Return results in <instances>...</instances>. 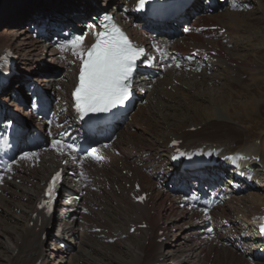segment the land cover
Masks as SVG:
<instances>
[{
	"label": "bare ground",
	"instance_id": "obj_1",
	"mask_svg": "<svg viewBox=\"0 0 264 264\" xmlns=\"http://www.w3.org/2000/svg\"><path fill=\"white\" fill-rule=\"evenodd\" d=\"M21 1L25 3L27 0ZM31 1L32 0H30V2ZM35 1L38 2L36 3L38 5L37 9L40 8L32 17L31 15L27 17L31 18L35 23L49 15L52 16L50 18L57 19L58 14L55 10L48 13H46L45 10L54 9L57 6L55 4L56 2L60 5H66L65 0ZM73 1L76 0H71V2ZM87 1L88 2L79 1L81 2V4H79L77 0L74 12L76 15L80 16H82L80 11H85L84 14L90 12V14L96 17L100 9L99 2H97V0ZM114 1L115 0L111 2L107 0L105 2L107 4L106 7H111L108 12L114 14L120 26L133 32V27L128 26V21L136 19V16L132 15V12H130L129 16H124L123 13H120V10L122 11L124 9L121 8L122 1ZM30 2L28 1L27 3ZM33 3L34 2L31 4ZM46 3H48L50 7H47L45 5ZM4 4L5 6L9 5L8 2ZM44 6L46 7L44 8ZM24 16L25 14L23 13H15L11 14L9 17L6 16L0 19V22L4 23V25L6 23L9 24V22L17 23L22 21ZM216 17L217 15L202 17L199 21L203 25L211 26L215 25L217 23L216 20L221 16ZM137 20L138 24L143 23L142 20ZM182 20L187 21L188 19L183 17ZM58 21L61 22V20ZM41 27H43V24ZM40 29L41 28L37 29V27H35V32H39ZM26 32L27 30L24 28L18 32L14 29H0V41L7 39L8 36L12 37L8 43L1 42L0 49L3 47L11 48L16 41H19L21 43L20 45L26 46V48H33L35 43H41L38 40H34L31 35H26ZM139 33L141 35L142 32L138 31V34ZM213 33L214 32H211V34ZM207 34V29H201L196 33L188 34L186 37H183V35L180 36L176 42L177 48L181 50L188 49L193 42L195 43L193 48L201 52L210 51L215 53V57L210 55L204 57L205 60L203 61L206 68L201 75H196L193 71L189 70L187 72L186 69L183 68L177 69V66L174 68L171 67L172 70L168 67L166 69L168 70L167 79L169 82L167 81L166 87L162 85L159 90L156 87L153 89H150V87L146 88L145 85L148 84V82L144 81L138 87V91L141 92L138 101L141 102V98L148 92V94H151L150 96L152 98L164 102V106L161 104V108H164H160V112L162 113V115H160L161 118L153 117V119H151V125L159 127L163 133L159 136H155V134L151 136L153 144L150 148L152 149L151 152L154 151L155 153L153 154L154 158L152 157L150 161L157 159L164 165L168 160L170 152L167 147L169 143L182 140V147L188 150L206 149L205 154H211L218 159L223 155L235 153L234 158L238 159L239 165H247L255 170L257 175H251L247 185H245V182L239 183V186H241L239 196H232L227 204H224L215 214L211 213L209 216H203L198 211L182 209L179 203L181 199L179 197L173 198L169 195V186L176 187L175 184L177 182L175 177L176 174L173 169L163 167L160 170L153 171V165H145L147 168H140L141 172L137 173V178L141 182V185H135L134 188L138 187V189L134 190L133 188L132 190H128L127 193L133 195L134 198L145 193L147 194V201L143 206L130 203L132 206H129V208H135L137 212L135 215L132 214L131 217L133 219L128 224V230L131 226H138L143 222L147 225V229L137 230L135 234L131 236L132 241L136 244L134 248H128L126 253H123V258H120V260L116 256L112 263L232 264L238 261L242 264L244 262L245 264H264V262L260 263L261 260L258 259L259 256H256V249L261 247L262 244L256 240L257 238H255L252 229L249 227V221L254 216L264 211V178L260 175L264 170V124L262 125V123L258 122L259 120L261 121L262 112L256 107L258 103H264V98L254 97V101L256 102V105L253 104L254 112L250 114V116L248 113L247 118L243 119L235 114L240 111L232 109L231 105L223 101L220 95V92H223L224 89H228L230 84H240V79H234L233 74H236L238 78L244 76L246 79L247 77L248 81L264 82V74L261 75L262 72H260V70H262L264 73V42H262L258 48L247 43L246 46L237 51L236 47L231 50L227 46L224 47L219 39L214 41L213 45H210L207 41L205 42L203 38L204 36L206 37ZM246 37L247 40H252L250 36ZM138 38L140 39V36ZM31 40H34L35 43ZM59 49L60 50L54 49L51 54H48L49 60L43 58L40 62L46 63V61H49L52 63L63 57L71 61L73 60L67 51H62V47ZM21 50H23V48H21ZM38 55H40V53H37V56ZM211 57L212 60L210 59ZM23 60L25 61V58ZM21 62L20 60L17 61L18 66L26 70L23 68ZM73 64L74 62L72 65ZM214 66L215 68L219 67L220 69L223 68L229 71L226 82L222 84L221 88L213 93L214 96L209 92V96L207 97V103H209L210 106L217 105L218 109L215 111L209 106L200 107L191 105L189 109L191 113V116L188 117L189 120H184V117L179 115L173 117L171 112V115L167 116L166 113L171 109H174L175 112L178 110L179 106L174 107L170 105L171 103H178L175 98V96H178L176 90H182L190 95H194V92L189 86L186 85L181 87L179 82H176V79L187 78L188 80L186 81H189L191 86H200L204 84L203 82L206 83L211 80H213V82L216 80L220 81L221 78L219 76H217V78L206 76L207 71L213 69L212 67ZM30 68L33 69V66H30ZM35 71L36 72H32L35 74L34 80H37L45 89L42 97L53 96L60 101L61 93L69 84H64V88L57 91V85H54L55 83L51 76L44 72L47 70ZM65 76L69 78L67 69ZM24 79L25 78L22 77L20 81L25 82L26 80ZM47 82H49V86ZM15 90L20 92L23 91V88L18 84L15 86ZM4 100H7V98ZM130 117L132 118V116ZM253 118L258 119L255 120ZM157 119H161L162 121H158ZM29 120H31V118ZM166 121L171 122V124L165 123ZM251 123L256 125L255 129L252 128ZM42 126L41 124L39 127ZM198 126L200 127L199 132H188V130ZM236 126L242 129L236 130ZM180 130L185 131L182 134L179 133L174 137H170ZM199 135L211 137H202ZM250 135L252 136L250 137ZM256 142H260L259 145H256ZM213 145L214 148L212 147ZM60 156L61 154L48 152L39 154L37 157H28L27 159L21 160V162H19L21 164H19L18 167L12 169V172L8 174V178H2L0 180V264H77V262L78 264L80 262H85L87 264H105L98 263L97 259L93 257L90 252H87V249L84 250L81 246L83 236L76 216L77 202L79 197H83V188L77 184V177L75 175L72 177L67 175L61 178L63 183L62 192L56 196L53 203V209L55 211L53 220L57 225V232L53 233L51 237V242H53L51 243L52 251H49L47 245H45L49 226L43 225L45 215L38 213L37 209V205L43 199L44 192L46 191L44 188L45 183L49 181V175L52 171L53 174L56 173L55 169L59 172H62L66 167L73 170L71 163L63 160ZM85 164L89 165L90 162H86ZM31 168L34 169L32 172H30ZM166 174H169V176ZM178 178L183 177L179 176ZM27 184L29 185L28 187L26 186ZM209 217H211V219ZM84 220H86V218ZM210 231H213L214 234L210 235ZM140 235L144 236L142 241H140ZM68 240L73 244V247L67 245L66 241ZM72 240L73 242L79 240V242L72 243ZM159 240L162 242L158 243ZM239 244L241 245L238 247ZM86 245H88V243H86ZM74 249L77 251H74ZM149 250H151V254L148 257ZM68 255L70 256L69 261ZM107 264H109V262H107Z\"/></svg>",
	"mask_w": 264,
	"mask_h": 264
},
{
	"label": "rangeland",
	"instance_id": "obj_2",
	"mask_svg": "<svg viewBox=\"0 0 264 264\" xmlns=\"http://www.w3.org/2000/svg\"><path fill=\"white\" fill-rule=\"evenodd\" d=\"M28 1L30 2V0H27L25 3H23L21 0H2V1H0V19L5 18L6 16L9 17L11 14H15V13L25 14L24 18L27 16L30 17V15L32 17L40 7L37 9V7H38V5L36 4V3H38L37 1L32 0L30 3H27ZM106 1L107 0H97V2H99L98 4L102 6V10L107 9L109 11L111 9V7L110 8L106 7V5H107L105 3ZM108 1L112 2L113 0H108ZM117 1L118 0H115L114 2H117ZM121 1H122V3H121L122 7L121 8H124V9L122 11L120 10V13H123L124 16H127V12H129L128 7L125 6V4H124L125 0H121ZM5 2H8L9 5L5 6V4H4ZM32 2H34V3L31 4ZM223 2L229 3L230 0H226V1L224 0ZM239 2L245 3L247 6V9H242L241 11L237 12V11H230L228 9L226 10L225 7H222L221 11L209 15L210 17H212L213 15H215V16L217 15V17L221 16L219 19L216 20L217 23L215 25H211L209 27L219 26L221 29H226V30L231 31V33H229V35L228 34H226V35L222 34L221 35L219 33L217 34L216 31H212L214 33L211 34V32L207 30L208 34H207L206 38H204L205 42L207 41V43H209L210 45H213V42L216 41L217 39H219L220 43L223 45L222 40H224L225 36H226L227 42H226V45H223V46L229 47L230 50L232 48L236 47L237 51L240 50V48L246 46L247 43H249L250 45H254L256 48H258V46L260 44H262V42H264V0H239ZM73 3H74L73 6H75L76 2L73 1ZM55 4L57 6L54 9H48V10L45 9L46 13L47 12H53L55 10V12L58 14V17L61 19L63 17H64V19L66 18L65 20L68 23H74V22L76 23V20L80 21L83 19H88L89 16L93 15V14H90V12H87L84 14L85 11H82V12L80 11V13H82V16L74 14L71 17L70 15L74 13V8L72 9V7L71 8L68 7L67 4L66 5L65 4L60 5V4H58V2H56ZM258 4H259V6H258ZM45 5L47 7H50V5L48 3H46ZM46 6H44V8ZM42 7H43V5H42ZM78 11H79V9H78ZM24 18L22 21L17 22V23L9 22V24H7L5 22L6 24L4 25V23L0 22V29L8 28V30L14 29L16 32H18V31L22 30V29L19 30V28H21L23 26L22 22L24 21ZM62 25H63L62 31L64 33L67 32L68 28H66L64 26V24H62ZM211 35H213V36H211ZM210 36L214 38V41L208 40V37H210ZM246 36H250V38L252 40H247ZM11 39H12V37L8 36L7 39L0 41V43L1 42H7L8 43V42H10ZM31 41L33 43H35L34 40H31ZM13 44H14V46H12L11 48L15 50L17 55H19L18 60L22 61L21 63L23 65V68H25L26 70L28 68H30V66H33L34 70H40V71H44V70L48 71L50 69V71L54 70L55 72H57L58 70H60V68H57V67L55 69L50 68L54 64H56L58 66V63H57L58 61H54L52 63L49 61H46V63L40 62V60H42L43 58L45 60L46 59L49 60L48 54L43 51L41 43H39V44L35 43L33 48L32 47L26 48V46L24 47V46L20 45L21 43L19 41H16ZM194 44L195 43L192 42L191 46L193 47ZM21 48H23V50H21ZM248 50H250V49H248ZM37 53H40V55L37 56ZM263 54H264V52H263ZM24 58H25V61L23 60ZM62 59L69 60L65 57L61 58V60ZM210 59L212 60V57ZM30 64H32V65H30ZM47 66H50V67H47ZM171 67L174 68L176 66H170L169 69H171ZM177 69H179V67ZM47 71H44V72L46 73ZM167 72H168V70L166 69L162 75L155 78V83H148V88L150 87V89H153L154 87H156L159 90V89H161L162 85H165V87H166L167 81L169 82V80L167 79L168 78ZM207 72H213V74L206 75L207 77H216L217 78V76H219L221 78V80L220 81L216 80L214 82H213V80H211V81H207L206 83L203 82L205 85L203 84L200 86H195V85L191 86V83L189 81H186V80H188L187 78L176 79V82H179V85L181 87L186 86V85L189 86L191 88V90L194 92V95L193 94L190 95L189 93L183 92L182 90H176L178 92L177 95L179 97L175 96V98L178 101V103L177 104L171 103L170 105L174 106V107L179 106L178 110H177V112H175L174 109H171L169 112L166 113L167 116H170L171 115L170 112H171L173 117L175 115L176 116L179 115V116L184 117V120H186V119L189 120L188 117L191 116L190 115L191 113L189 111L191 105L200 106V107L209 106L210 108H212L215 111L218 109L217 105L216 106H210V104L207 103V97L209 96V92H211L212 96H214L213 93H215L217 91V89L221 88L222 84L226 82L229 71H227L226 69H223V68L220 69L219 67H216L214 69L208 70ZM260 72H262L261 75L264 74L262 70H260ZM32 75L35 76V74H32ZM49 75L51 76L52 79L54 78V76H52L51 74H49ZM233 77H234V79H240V84H232V85L230 84L228 89H224L223 92H220V95L222 96L223 101L228 102L231 105L232 109H234L236 111H240L239 113H235L236 115L240 116L243 119H246L248 116V113L250 116V114H252L254 112L253 111V108H254L253 104L256 105V102L254 101V97L264 98V82L260 83V82L248 81L246 75H245L246 79L244 78V76L241 78H238V76H236V74H233ZM161 79H162V81H161ZM170 81H173V80H170ZM182 82H183V84H182ZM47 84L49 86V82H47ZM158 87H160V88H158ZM150 95L151 94H148V92H147L141 98V102H142V100H145L147 103L143 104L141 106L135 107L136 111L133 115H131L132 118L130 117L129 123L125 127L126 131L123 129L119 132V136L117 137V140L115 142V144L117 146V148H116L117 151L114 150V152H112V153L110 152V161H111L110 165L109 166H103V167H100L98 165L92 166L91 163L89 165H87L88 168L92 169L98 176L103 178V181H105L106 184L109 187H111V189L114 190L112 192H107V191L103 190V192H101V194H98V196L93 195V196H91L90 199H87L88 197L84 198V196L83 197L81 196V197H79V200L77 202L79 204L82 200V203H85L88 206L87 207L88 209H89L88 204L91 203L92 208H98L101 211V212L98 211V213H96L95 217H93V218L88 217V216L83 218V220L86 218V220H84L83 222H89V223H91V225H93L95 227L84 226L81 223L82 217L79 218L80 220L77 219V221H79L78 223L80 224V228H81L82 236H83V239L81 240V242H82L81 246L84 248V250L87 249L86 251L90 252L92 254V256L97 259L98 263L107 264V262H109V264H116V262L112 263V261L115 260L116 256L120 260V258H123V253H126L128 248L133 249L134 246L136 245L135 242L132 241V237H131L132 235L128 234V224L133 219L131 217L132 214L135 215L137 210L135 208H131V207L129 208V206H132V205H130L131 201L127 197H123V196L127 193L128 190H132L135 185H137V184L141 185V182L137 178L138 177L137 173L141 172L140 168H142V167L140 166V168H137L138 166L135 164L134 159L138 158V159L142 160L141 162L145 161L146 159H148L146 161L151 160L152 157L154 156L153 154L155 153L154 151L151 152L152 149L150 148L153 144L151 141L152 140L151 136L154 134H155V136H157V135L159 136L163 133L159 127H154V125H151V123H152L151 119H153V117L161 118L160 115H162V113L160 112L161 111L160 108H161V104H162V106H164V102L161 100L158 101L156 98H152ZM193 96H195V97H193ZM256 107L259 110H261V112H262L261 113V116H262L261 121L259 120L258 122L262 123V125H263L264 124V103L263 104L258 103ZM163 108L164 107H162L161 109H163ZM177 119H179V118H177ZM253 119H255V118H253ZM257 119H255V120H257ZM157 120L162 121L161 119L160 120L157 119ZM165 123L171 124V122H168V121H166ZM251 126L254 129L256 128V125H253L252 123H251ZM192 129L193 130L197 129L199 132L200 127L198 126V127L192 128ZM235 129L241 130L242 128L239 126H236ZM184 131L185 130L177 131L175 134H173L170 137H174L175 135H177L179 133L182 134ZM199 136H202V137L205 136V137H209V138L211 137V136H206V135H199ZM251 136L252 135H250V137ZM170 137H169V139H170ZM115 152H118L119 154L114 155ZM105 161L107 162V161H109V159L107 158V159H105ZM33 170L34 169L31 168L30 172H32ZM125 171H126L127 175L125 174ZM26 186L28 187L29 185L27 184ZM115 189H117V190H115ZM134 190H135V188H134ZM117 193H119V195H116ZM166 193H167V191H166ZM131 204L135 205L134 203H131ZM133 209H134V211H133ZM56 227H57V225H56ZM80 228H79V230H80ZM94 228H100L102 230V232L100 230V232H101L100 234H97V233L96 234H88L87 233L89 231L88 229H94ZM106 230L108 232H107V234H104L103 231H106ZM102 233L105 235L103 238H101ZM121 235H126V238H122L121 240L119 239L113 244H106L104 242L108 238L113 239V238L120 237ZM139 238H140V241H142L144 239V236L140 235ZM69 241L70 240L66 241L67 245L73 247V244H71ZM71 242L72 243H75V242L78 243L79 240L74 241V242L72 240ZM51 243H53V242H51ZM51 243H50V241H47L45 244V245H47V248L49 251H52ZM86 243H88V245H86ZM92 243H93V245H92ZM82 247H81V249H82ZM65 250H68V249H65ZM118 250H119V252H118ZM74 251H77V250L74 249ZM49 254H51V253H49ZM150 254H151V250L148 251V257L150 256ZM69 259H70V256L68 255V261H69ZM77 264H78V262H77ZM79 264H87V263L80 262ZM232 264H242V263L235 261ZM243 264H245V262Z\"/></svg>",
	"mask_w": 264,
	"mask_h": 264
},
{
	"label": "snow or ice",
	"instance_id": "obj_3",
	"mask_svg": "<svg viewBox=\"0 0 264 264\" xmlns=\"http://www.w3.org/2000/svg\"><path fill=\"white\" fill-rule=\"evenodd\" d=\"M146 0H139L138 7L144 8ZM235 7V5H233ZM100 27L103 30L96 33L95 42L90 47L84 46L83 36H75L62 46V51H70L72 56L80 61L79 83L73 92L77 111L106 112L122 105L130 96L131 77L137 59L143 54V49L134 47L128 37L111 23L112 18L105 16ZM180 67L179 64L176 65ZM52 147L63 154L65 149L76 151L74 144H67L62 139H53ZM96 150L93 149L92 152ZM33 153H24L21 159H27ZM89 156L92 153H88ZM99 159V157H93ZM59 173L52 178L45 195L48 200L39 205L48 206L55 199V189ZM144 197H140L142 201ZM264 233V225H261Z\"/></svg>",
	"mask_w": 264,
	"mask_h": 264
}]
</instances>
